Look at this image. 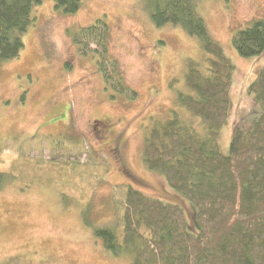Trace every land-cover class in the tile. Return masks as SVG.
<instances>
[{
  "label": "rangeland",
  "instance_id": "1",
  "mask_svg": "<svg viewBox=\"0 0 264 264\" xmlns=\"http://www.w3.org/2000/svg\"><path fill=\"white\" fill-rule=\"evenodd\" d=\"M80 1L71 13L56 0L34 5L20 55L0 64V264H132L82 213L89 207L94 224H116L118 185L179 203L193 222L194 206L148 168L142 146L153 119L167 118L187 89L188 58H203L198 38L180 24H155L143 0ZM197 9L235 65L226 151L233 122L257 113L247 86L264 65V52L241 55L232 36L264 17V0H197ZM98 18L110 25L109 50L128 88L106 81L100 53L74 38Z\"/></svg>",
  "mask_w": 264,
  "mask_h": 264
},
{
  "label": "trees",
  "instance_id": "2",
  "mask_svg": "<svg viewBox=\"0 0 264 264\" xmlns=\"http://www.w3.org/2000/svg\"><path fill=\"white\" fill-rule=\"evenodd\" d=\"M42 1L0 0V64L20 55L23 33L35 17L33 6ZM143 1L155 24H180L198 38L203 51V58H188L187 89L177 91V107L167 118L153 119L142 146L148 168L194 206L193 222L179 203L131 184L115 187L116 224H94L89 207L82 210L84 220L106 248L129 255L132 264H264V65L247 86L259 104L257 113L249 121L240 115L233 122L224 151L220 138L230 114L234 63L210 34L197 0ZM55 5L71 13L81 1L56 0ZM110 35L106 19L98 18L74 38L100 53L106 81L128 88L110 53ZM232 42L241 55L262 54L264 17L238 29ZM180 108L197 123L184 118Z\"/></svg>",
  "mask_w": 264,
  "mask_h": 264
}]
</instances>
